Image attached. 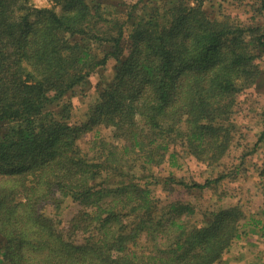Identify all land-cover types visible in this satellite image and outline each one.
Wrapping results in <instances>:
<instances>
[{
  "label": "trees",
  "instance_id": "obj_1",
  "mask_svg": "<svg viewBox=\"0 0 264 264\" xmlns=\"http://www.w3.org/2000/svg\"><path fill=\"white\" fill-rule=\"evenodd\" d=\"M52 2L60 13L0 0L1 264L221 261L245 213L197 219L174 191L226 175L176 173L186 158L214 164L230 149L237 97L264 79V25L211 17L205 0H145L146 13L136 12L144 0ZM111 59L112 80L74 122L70 96ZM66 199L81 208L60 222Z\"/></svg>",
  "mask_w": 264,
  "mask_h": 264
},
{
  "label": "rangeland",
  "instance_id": "obj_2",
  "mask_svg": "<svg viewBox=\"0 0 264 264\" xmlns=\"http://www.w3.org/2000/svg\"><path fill=\"white\" fill-rule=\"evenodd\" d=\"M125 1L134 3L137 0H106L107 3L114 5H121ZM260 1L205 0L204 5L211 17L230 16L243 23L264 25V11L259 10ZM30 3L35 7H54L58 13L62 11L61 7L56 6L52 0H30ZM141 4L144 6L136 9V12L146 13L148 8L145 0ZM95 47L101 51L100 45ZM115 65V59H111L107 66L97 69L88 84L77 87L72 93L70 101L73 105L74 122L83 123L87 119L88 108L96 98L97 86L112 80ZM260 65L264 72V59H260ZM263 106L264 79L238 95L233 115L236 125L233 132L234 139L226 155L214 164L186 158L187 160L182 161V167L177 169L176 174L179 178L185 177L187 181L195 180L201 183L208 178L215 179L220 175H226L204 189L192 188L188 191L178 187L174 191L177 197L188 199L196 207L197 219H202L205 211L236 205L245 213V217L240 222L242 236L235 240L224 258L216 264H264V144L260 140L264 123ZM99 128L104 138L111 139L112 128L105 126ZM94 132L81 134L79 143L83 148L89 147L87 141ZM236 168L237 173L234 172ZM168 169L169 167L164 174ZM80 208L78 203L66 199L59 216L60 222L71 219ZM258 220L261 222L257 223ZM248 221L251 223L247 224Z\"/></svg>",
  "mask_w": 264,
  "mask_h": 264
}]
</instances>
